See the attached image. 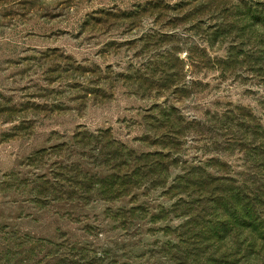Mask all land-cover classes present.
I'll use <instances>...</instances> for the list:
<instances>
[{
	"label": "rangeland",
	"instance_id": "374dc122",
	"mask_svg": "<svg viewBox=\"0 0 264 264\" xmlns=\"http://www.w3.org/2000/svg\"><path fill=\"white\" fill-rule=\"evenodd\" d=\"M261 44L264 0H0V264H221L180 177H246Z\"/></svg>",
	"mask_w": 264,
	"mask_h": 264
},
{
	"label": "trees",
	"instance_id": "16d2710c",
	"mask_svg": "<svg viewBox=\"0 0 264 264\" xmlns=\"http://www.w3.org/2000/svg\"><path fill=\"white\" fill-rule=\"evenodd\" d=\"M255 53L263 61L264 44ZM234 118L245 142L240 147L248 162L246 177L238 181L200 169L186 170L180 177L195 196L190 237L199 248H217L213 253L221 256V264H235L238 256L250 261L255 248H264V129L246 113L238 111ZM219 248L225 249L219 253Z\"/></svg>",
	"mask_w": 264,
	"mask_h": 264
}]
</instances>
